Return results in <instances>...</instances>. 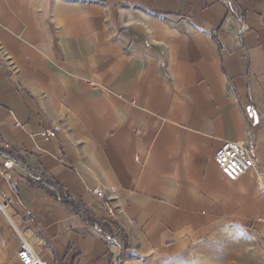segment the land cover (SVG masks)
I'll use <instances>...</instances> for the list:
<instances>
[{
  "label": "crops",
  "instance_id": "crops-1",
  "mask_svg": "<svg viewBox=\"0 0 264 264\" xmlns=\"http://www.w3.org/2000/svg\"><path fill=\"white\" fill-rule=\"evenodd\" d=\"M227 1L0 0V264L22 240L47 264L264 240V0ZM225 141L255 149L235 181Z\"/></svg>",
  "mask_w": 264,
  "mask_h": 264
},
{
  "label": "rangeland",
  "instance_id": "rangeland-1",
  "mask_svg": "<svg viewBox=\"0 0 264 264\" xmlns=\"http://www.w3.org/2000/svg\"><path fill=\"white\" fill-rule=\"evenodd\" d=\"M174 264H264V240L243 229L220 227Z\"/></svg>",
  "mask_w": 264,
  "mask_h": 264
},
{
  "label": "built area",
  "instance_id": "built-area-1",
  "mask_svg": "<svg viewBox=\"0 0 264 264\" xmlns=\"http://www.w3.org/2000/svg\"><path fill=\"white\" fill-rule=\"evenodd\" d=\"M227 7V0H223ZM185 21V20H183ZM247 27L242 26L241 32L246 31ZM59 130V125L53 126L51 129L44 130L40 133L42 137H54ZM214 162L219 168L221 173L230 181L237 180L240 176L246 173L249 169H253L257 165L256 153L253 146L241 142L225 141L220 144L214 153ZM10 159H7L2 164V169L6 170L11 167ZM6 175V173H4ZM13 191L17 187L14 183L10 185ZM98 197L102 195L101 191L95 193ZM11 199L7 198L4 194L0 193V213L12 223L8 210L11 206ZM26 218L30 217V213H25ZM17 259L20 264H47L42 261L36 254L33 247L25 240L21 241L17 251Z\"/></svg>",
  "mask_w": 264,
  "mask_h": 264
}]
</instances>
